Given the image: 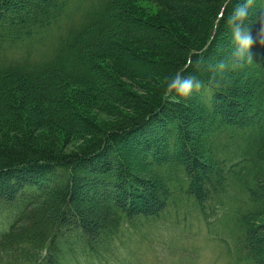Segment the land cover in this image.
Segmentation results:
<instances>
[{"label": "trees", "instance_id": "16d2710c", "mask_svg": "<svg viewBox=\"0 0 264 264\" xmlns=\"http://www.w3.org/2000/svg\"><path fill=\"white\" fill-rule=\"evenodd\" d=\"M154 1L185 35L144 20L127 0H0V132L22 137L16 145L0 142V264L101 259L132 221L177 220L194 210L220 225L218 238L233 243L236 261L264 264L255 224L264 216V0H253L246 21L252 60L237 67L217 41H231L227 19L239 0ZM137 42L168 60L136 55ZM102 56L115 60L121 77L144 68V79L163 82L137 96L113 68H101ZM221 60L230 66L215 73ZM238 69L250 71L259 99L244 114L237 111L248 99L230 78ZM177 73L194 76L201 88L189 98L169 93L167 80ZM73 84L81 88L72 91ZM81 102L117 104L103 106L116 120L100 127L77 113ZM192 102L208 122L202 146L188 141L194 132L182 125ZM27 126H60L90 139L65 153L25 137ZM141 141L146 166H133L129 149ZM203 149L206 163L196 155Z\"/></svg>", "mask_w": 264, "mask_h": 264}, {"label": "rangeland", "instance_id": "374dc122", "mask_svg": "<svg viewBox=\"0 0 264 264\" xmlns=\"http://www.w3.org/2000/svg\"><path fill=\"white\" fill-rule=\"evenodd\" d=\"M127 1L132 6L129 8H136L134 10H136L138 16L144 18V20L152 22L151 24L167 26L174 32L180 35H185L181 23L170 11L164 9L158 2L154 0ZM33 4L39 5L37 1H33ZM69 9H71L70 6L66 7V10ZM194 21H197V19L195 20L194 18ZM222 37L223 36H221V39ZM217 43L218 47L223 46L228 51H232V42L228 37L227 41H221L219 39ZM132 49L135 51L136 55L151 61L158 62L168 60L164 51L140 42L135 43L132 46ZM98 61L104 71L112 72L113 68L112 73L125 83L124 85L130 93L137 96L140 94L146 95L150 84L153 81L158 80L160 77L158 75L157 78L152 80L144 79V68H138L130 79H126L121 77V74L117 73L115 68L116 63L112 57H98ZM223 76L224 78H227L226 73H224ZM249 77L250 71L244 69H238V71L234 72L233 76L230 77L233 79V83H235L239 93H242V95L249 100L243 101L244 103L240 107L242 108L241 111H237L239 114H244V110L253 111V108L258 104L259 99L256 96L255 86L256 80ZM235 79L237 80V83L235 82ZM162 82L163 78L157 81L159 84ZM259 83L262 85L264 79H261ZM70 88L74 91L81 87L77 84H73ZM190 99L193 100V97ZM183 101L186 102V99ZM192 103L194 104L193 106H185L187 108L186 114L188 115L187 121H181L182 125H184L183 127L186 128L188 126L189 129H192L194 132L192 138L188 136V141H190V143L193 142V146L195 144H200L202 146L201 136H207V129L209 128L208 122L205 120L206 114L199 111L195 102ZM100 104L101 107L99 105H94V103L87 104L81 102V104L77 105V113L88 116L93 123L98 124L100 127H105L106 125L113 123L116 119L113 118L111 113L106 112V108L103 107L105 106L104 103ZM116 106L117 104L109 103L105 107L110 109L115 108ZM126 111L123 110V112ZM212 115L215 117L213 112L210 116ZM27 128L28 133L25 137H31L38 144H48L51 148L65 153L78 151L90 139V136L87 134H71L67 129L60 126L57 128L51 127L50 129L46 126H27ZM153 130L155 134L156 132H160L157 127ZM17 133L18 132L16 131L11 132L9 130L1 131L0 142L8 141V143L16 145L22 139L21 135H18ZM133 139L136 140L135 137ZM133 139H131L132 141L130 142H134ZM190 143L187 142L188 145H191ZM143 145L144 144L141 141V143L138 145L136 144V146L134 145L129 149L128 157L132 158L133 166H142V164L146 166L144 157L148 153ZM182 148V145L178 144L176 152H181ZM118 153L119 157H121V151ZM196 153L200 154L199 152ZM198 154H196L198 159L201 158L206 163L207 154L204 149L200 155ZM136 156H138L139 159H135ZM148 190L149 187H147L146 191ZM194 211V214H192L191 211L190 213H187L189 216L188 220H185L184 218L177 220L172 218L171 220L169 217L162 216L157 220H137L136 223L132 221L131 224L133 227L126 226L122 228V231L119 236H117L114 243L109 245L110 249L106 252V255L110 256L108 257L110 259L109 262L106 257L94 259L95 257L88 256L87 260L80 261L78 264H243L240 261H236L234 254L229 250L230 247L233 246V243H223L218 239L217 235L222 233L220 225L207 223L196 210ZM255 224L259 226L258 228L262 229V235L264 236V216H262ZM184 234L186 237L190 238L189 241L183 240Z\"/></svg>", "mask_w": 264, "mask_h": 264}, {"label": "clouds", "instance_id": "9594fccd", "mask_svg": "<svg viewBox=\"0 0 264 264\" xmlns=\"http://www.w3.org/2000/svg\"><path fill=\"white\" fill-rule=\"evenodd\" d=\"M253 0H239L228 16L227 25L231 34L232 53L231 66H243L252 60L250 49L254 38L248 29L246 21L249 18ZM230 65L221 60L218 64L212 66L215 73H223ZM167 91L174 92L177 96L189 97L193 91L201 88V83L194 76H185L177 73L167 80Z\"/></svg>", "mask_w": 264, "mask_h": 264}]
</instances>
